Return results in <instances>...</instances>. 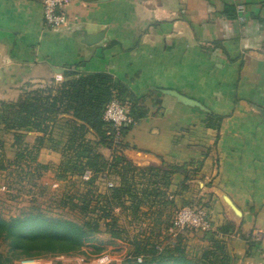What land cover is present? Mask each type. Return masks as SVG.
<instances>
[{
	"label": "crops",
	"instance_id": "obj_1",
	"mask_svg": "<svg viewBox=\"0 0 264 264\" xmlns=\"http://www.w3.org/2000/svg\"><path fill=\"white\" fill-rule=\"evenodd\" d=\"M66 13L67 24L52 29L43 0H0V100L17 99L29 84L63 81L68 69L109 75L125 105L157 91L160 107L146 99L148 115L121 135L124 154L184 167V190L186 174L171 176L176 201L206 203L229 264H264V0H71ZM210 113L222 117L219 130L207 125ZM39 153L42 163L62 161L49 146ZM226 224L233 231L221 233ZM205 234L195 251L211 246Z\"/></svg>",
	"mask_w": 264,
	"mask_h": 264
},
{
	"label": "trees",
	"instance_id": "obj_2",
	"mask_svg": "<svg viewBox=\"0 0 264 264\" xmlns=\"http://www.w3.org/2000/svg\"><path fill=\"white\" fill-rule=\"evenodd\" d=\"M64 80L57 86L46 85L35 87L29 84L22 89L20 96L15 100H0V133H11L12 145L18 151L15 161L19 163L25 158V151L36 149L37 153L48 146L59 150L62 154L60 167L72 172L89 170L93 173L107 170L121 177V184L114 188V195L121 197L136 196L131 189L127 173L133 169V164L123 152H115L112 160H105L100 152H95V144L86 138L90 130L96 135V145L111 148L114 142L115 130L112 124L103 120L106 105L113 97L114 84L112 78L105 73H79L75 69H68L64 73ZM152 90L148 95L134 97L130 107V114L134 119L148 115L150 109L146 106V99H151L152 105L160 107L161 97ZM221 116L210 113L206 123L209 127L219 130ZM59 122L65 123L64 135L54 140L53 128ZM132 124L121 128V135L127 133ZM31 129V130H30ZM28 131H34L35 141L32 145L24 143ZM121 143V142H120ZM125 146L124 144H122ZM3 142L0 141V149ZM1 155V154H0ZM0 157V169L5 167ZM38 168H48L37 161V154L32 158ZM36 167V168H37ZM164 167V168H163ZM138 168H135L136 170ZM140 170V177L151 179L155 170L164 173L166 183L168 175L177 172L187 173L184 167L168 165L164 162L160 166H151ZM150 173V174H149ZM155 177V176H154ZM189 179L186 174L184 180ZM101 220L86 221L79 224L65 218H52L37 213H27L5 218L0 214V247L4 243L6 251L0 250V264H18L23 259H36L47 255L66 254L74 251L90 256H100L103 245L94 242L90 236L99 232ZM107 229L114 237L113 222H105ZM234 227L226 224L219 228L221 233L232 232ZM205 238L211 242L210 247L203 248L199 260L189 257L179 241L173 246L166 245L161 250L156 246L136 248V254H143L144 258L136 257L132 264H229L226 244L210 232L206 231ZM138 256V255H137ZM32 261V260H31Z\"/></svg>",
	"mask_w": 264,
	"mask_h": 264
},
{
	"label": "rangeland",
	"instance_id": "obj_3",
	"mask_svg": "<svg viewBox=\"0 0 264 264\" xmlns=\"http://www.w3.org/2000/svg\"><path fill=\"white\" fill-rule=\"evenodd\" d=\"M61 82V80L52 79L34 86H57ZM118 97L124 104L126 103V99ZM128 106L130 111L131 105ZM64 127V122L55 124L54 140L64 135ZM32 132L34 131H28L24 143L32 145L35 141V134H41ZM85 136L94 142L95 152H100L105 160L111 161L115 152L125 150L122 143L113 142L110 149L99 143L96 145V135L91 130ZM0 141L3 142L0 157L3 156L2 160L5 164V167L0 169V185L6 186L4 190H0V214L3 217L37 213L52 218L69 219L79 224L97 219L103 222L99 232L90 234L95 239L94 242L103 245L104 250L100 256H90L74 251L36 259H23L18 261V264H132L136 257L144 258L143 254H136L137 247L141 249L147 246L149 249L155 245L158 250H161L164 246H173L178 241L189 257L195 260L201 258L203 249L195 251V245L199 243L205 231L195 228L170 230L174 215L184 206L176 201L177 191L173 192L170 189L173 174L168 175V184L163 172H159L156 176L157 172L154 170L150 180L148 175L140 177L138 169L162 164L135 163L130 159L133 169L131 168L127 173V178L137 197L131 198L126 194L117 197L114 195V188L122 182L119 175L111 172L109 174L107 170L96 174L89 170L65 171L64 167H60L61 162L60 164L40 162L39 158L42 154L39 153L40 150L37 153L34 148H28L25 151L27 156L17 163L15 157L18 151L12 145V134L1 132ZM51 143L53 142L50 141L47 144ZM36 154L37 161L47 165L48 168L37 167V162L32 159ZM133 154L138 158L146 157L141 152ZM43 159H46L45 156ZM135 168L138 169L134 170ZM187 182L188 180L182 179L178 187L184 190L188 187ZM191 205L207 207L206 203H192ZM113 221L115 223L113 228L119 233V237H114L105 225V222ZM0 250L6 251L4 243L1 244ZM101 257H105L106 261L101 262Z\"/></svg>",
	"mask_w": 264,
	"mask_h": 264
},
{
	"label": "built area",
	"instance_id": "obj_4",
	"mask_svg": "<svg viewBox=\"0 0 264 264\" xmlns=\"http://www.w3.org/2000/svg\"><path fill=\"white\" fill-rule=\"evenodd\" d=\"M70 1L43 0V18L48 27L58 29L67 24L66 7ZM102 118L104 121L112 124L115 129L114 143L121 142V128L132 124L134 121L129 108L117 95H113L106 105ZM5 188V185H0V190H4ZM186 228H195L200 231L210 230L211 224L207 207L202 205H187L180 208L171 221L170 230H183ZM100 261L105 262L106 258L101 257Z\"/></svg>",
	"mask_w": 264,
	"mask_h": 264
},
{
	"label": "water",
	"instance_id": "obj_5",
	"mask_svg": "<svg viewBox=\"0 0 264 264\" xmlns=\"http://www.w3.org/2000/svg\"><path fill=\"white\" fill-rule=\"evenodd\" d=\"M103 35H104L103 31L99 32L98 34H96V36H93L90 39L89 43H94V42L100 41L103 38ZM159 91L163 94L173 96L185 104L192 105V106H199V107L203 108L202 104L199 101H197L193 98H190L188 96H185V95L181 94L180 92H178L177 90L168 89V88H160ZM222 198H223L224 202L227 204V206L232 210L234 215L238 218H241L242 213H241L240 209L231 200V198L226 194H222Z\"/></svg>",
	"mask_w": 264,
	"mask_h": 264
}]
</instances>
